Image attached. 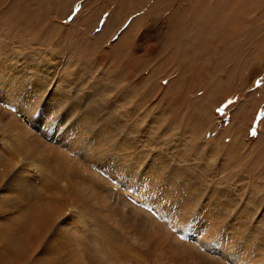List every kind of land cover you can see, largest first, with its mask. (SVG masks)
Returning a JSON list of instances; mask_svg holds the SVG:
<instances>
[{
    "label": "rangeland",
    "instance_id": "rangeland-1",
    "mask_svg": "<svg viewBox=\"0 0 264 264\" xmlns=\"http://www.w3.org/2000/svg\"><path fill=\"white\" fill-rule=\"evenodd\" d=\"M252 1L0 0V264H264Z\"/></svg>",
    "mask_w": 264,
    "mask_h": 264
},
{
    "label": "bare ground",
    "instance_id": "bare-ground-1",
    "mask_svg": "<svg viewBox=\"0 0 264 264\" xmlns=\"http://www.w3.org/2000/svg\"><path fill=\"white\" fill-rule=\"evenodd\" d=\"M1 178H2V174H0V181H1ZM51 199L53 203H55V198H51ZM54 209L56 210H51L48 207L47 209H45L44 207H42L40 211L28 213L25 216H23L22 219L18 220L15 226V229H14L15 237L17 236L19 240L24 241V244H22L21 246L25 248L23 250L24 253H21L20 256L18 257V260H20V263L27 264L29 263V261L31 262L32 255L35 253L37 247L39 246V243L41 242L43 237L46 235L45 233L47 232L49 225L50 224L52 225L53 215L55 214V212L59 211L58 210L59 208L57 206H54ZM6 225L9 228H11L8 222ZM9 232H11V229L9 230L3 229L0 233L2 242L5 244L11 242V240L9 239V236H10ZM18 245L19 244H16V246ZM38 261H41V263L43 264H54L53 260H49V259L48 260L38 259Z\"/></svg>",
    "mask_w": 264,
    "mask_h": 264
},
{
    "label": "snow or ice",
    "instance_id": "snow-or-ice-1",
    "mask_svg": "<svg viewBox=\"0 0 264 264\" xmlns=\"http://www.w3.org/2000/svg\"><path fill=\"white\" fill-rule=\"evenodd\" d=\"M219 110V109H218Z\"/></svg>",
    "mask_w": 264,
    "mask_h": 264
}]
</instances>
